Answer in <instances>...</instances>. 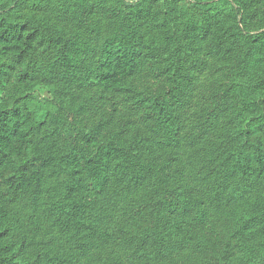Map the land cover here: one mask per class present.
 <instances>
[{
  "label": "trees",
  "instance_id": "trees-1",
  "mask_svg": "<svg viewBox=\"0 0 264 264\" xmlns=\"http://www.w3.org/2000/svg\"><path fill=\"white\" fill-rule=\"evenodd\" d=\"M190 263L264 264V0H0V264Z\"/></svg>",
  "mask_w": 264,
  "mask_h": 264
},
{
  "label": "rangeland",
  "instance_id": "rangeland-1",
  "mask_svg": "<svg viewBox=\"0 0 264 264\" xmlns=\"http://www.w3.org/2000/svg\"><path fill=\"white\" fill-rule=\"evenodd\" d=\"M224 81V76L223 74H215V73H208L206 75H204L201 79L202 85L204 86V88H206L209 84L213 83V82H223ZM203 89V93L204 95H207L205 89ZM201 96L197 95V97L195 96V103L201 102ZM194 103V104H195ZM190 162V158L189 156L186 157V163ZM188 172H189V176L192 179H195V182H199L202 179V175L198 172V170L196 169V167L194 166V162L192 164L191 168H188ZM200 174V175H199ZM135 202L133 199H125V200H121L118 202V206L115 209V213H117V219L120 220L122 218H124L127 214L129 216H131L130 212L132 211V207L135 205ZM132 217V216H131ZM119 255H122V259L124 262L128 263L130 260L129 254H127L124 250L121 251V253ZM191 264V263H190Z\"/></svg>",
  "mask_w": 264,
  "mask_h": 264
}]
</instances>
